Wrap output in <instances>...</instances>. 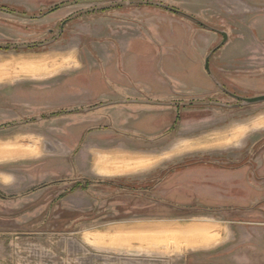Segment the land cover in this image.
Wrapping results in <instances>:
<instances>
[{"label": "rangeland", "instance_id": "obj_1", "mask_svg": "<svg viewBox=\"0 0 264 264\" xmlns=\"http://www.w3.org/2000/svg\"><path fill=\"white\" fill-rule=\"evenodd\" d=\"M0 5V61L16 65L0 82V264H219L218 246L113 229L227 224L240 212L217 195L248 191L264 214L252 171L234 188L209 181L253 159L264 171V101L243 100L264 94V0ZM94 146L152 153L96 151L95 170L104 154L150 158L104 174ZM199 224L194 246L221 238Z\"/></svg>", "mask_w": 264, "mask_h": 264}, {"label": "crops", "instance_id": "obj_2", "mask_svg": "<svg viewBox=\"0 0 264 264\" xmlns=\"http://www.w3.org/2000/svg\"><path fill=\"white\" fill-rule=\"evenodd\" d=\"M8 60V59H6ZM2 60V61H6ZM60 69V68H59ZM42 73L48 71V68H40ZM16 71V65L11 62L1 63L0 61V82L8 81L15 79L14 75ZM48 74V73H47ZM31 78V77H29ZM176 141L170 142L162 146L159 150H153L152 152H158L167 147L173 145ZM90 150L92 153H90ZM124 151V152H131V153H152L146 152L143 150L137 149H128V148H117V149H104L100 150L97 149L96 146L90 147L88 153L90 155V162L92 164L93 170L97 172H102L104 174H117L122 172H128L127 167L122 168L121 165L127 162L132 161L131 163L136 165H143V163L150 158H147L143 155L130 159L128 156L117 155V154H104L103 156L98 157V169L95 170V160L96 157L94 152L96 151ZM11 153V151H10ZM93 155V156H92ZM175 158V157H174ZM173 159V158H172ZM153 160V159H152ZM257 159L255 163L257 164ZM163 163V162H162ZM161 163V164H162ZM261 164L257 169L261 171ZM258 166V164H257ZM222 177L220 175L217 177L210 178L209 181H218L221 182L223 186L229 187H236L241 186V182L236 183L240 177L244 175H249L250 169L248 166L240 168L238 170L233 169H225L223 170ZM128 176V175H122ZM244 185V184H243ZM209 190V189H208ZM211 190V189H210ZM225 191V190H224ZM252 192H245L244 194L240 195H217L220 198L217 202L220 204H233L240 212V216H235L231 219H228V223L224 224L221 221L211 218V217H195L190 220H180V219H171V220H162L159 222H152V223H141V224H134L131 226H124L120 225L115 227L113 230L118 231L119 233H127V232H136L142 233L143 237H147L148 233L153 236H164L165 234L179 236L175 239L174 242H178L181 245L175 244L174 246L179 248L185 249H196V248H212L214 246H218L215 250V257L217 263L219 264H264V214L258 212L257 209H253V200L256 199L258 196L256 193ZM260 197H264V193ZM222 200V201H221ZM222 202V203H221ZM229 202V203H226ZM256 205V204H255ZM242 216H249L248 219L242 218ZM198 220H208L214 224H217L220 229L219 236L221 237L218 239H210V243L204 244L199 243L198 245L191 244L188 237H192L194 233L197 232L200 224L197 225ZM185 221V222H184ZM95 233V232H94ZM99 235L98 233H95ZM167 234V235H168ZM197 234V233H196ZM195 234V235H196ZM181 241L184 242L185 246L180 243ZM213 242V243H212ZM169 243V241H168ZM170 246V244H169ZM226 246L231 247L227 248ZM199 255V256H198ZM196 257L203 256L204 254H198Z\"/></svg>", "mask_w": 264, "mask_h": 264}, {"label": "flooded vegetation", "instance_id": "obj_3", "mask_svg": "<svg viewBox=\"0 0 264 264\" xmlns=\"http://www.w3.org/2000/svg\"><path fill=\"white\" fill-rule=\"evenodd\" d=\"M174 11H177L178 9H176V8H172ZM235 97H238L237 95H234ZM243 100H244V98H243ZM93 107H96V106H93ZM92 107V108H93ZM104 107V106H103ZM80 110H84V109H80ZM249 162H253V165L252 164H242L241 166H238V167H236V168H233V170H238V169H240V168H243V167H245V166H248L249 168H250V172L252 171L253 172V174L256 176V178H259L260 179V181H262V182H264V171H263V173H261V171H259L258 169H257V166H256V163H255V159H253V160H251V161H249ZM225 168H223V170H224ZM259 181V182H260Z\"/></svg>", "mask_w": 264, "mask_h": 264}, {"label": "water", "instance_id": "obj_4", "mask_svg": "<svg viewBox=\"0 0 264 264\" xmlns=\"http://www.w3.org/2000/svg\"><path fill=\"white\" fill-rule=\"evenodd\" d=\"M222 34L224 36L223 42L227 41V39H228V33L226 31H222ZM205 67H206L207 70H210V67H209V59L206 60ZM244 101L245 102H248V103L262 102V101H264V94L257 95V96H253V97L244 98Z\"/></svg>", "mask_w": 264, "mask_h": 264}, {"label": "trees", "instance_id": "obj_5", "mask_svg": "<svg viewBox=\"0 0 264 264\" xmlns=\"http://www.w3.org/2000/svg\"><path fill=\"white\" fill-rule=\"evenodd\" d=\"M2 8H4L5 9V7L4 6H1L0 5V9H2ZM3 46L2 45H0V48H2ZM4 48V47H3Z\"/></svg>", "mask_w": 264, "mask_h": 264}]
</instances>
